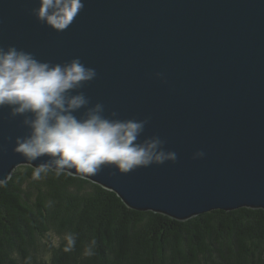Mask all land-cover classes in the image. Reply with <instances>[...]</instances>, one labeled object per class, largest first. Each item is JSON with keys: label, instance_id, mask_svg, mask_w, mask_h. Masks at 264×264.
Wrapping results in <instances>:
<instances>
[{"label": "water", "instance_id": "1", "mask_svg": "<svg viewBox=\"0 0 264 264\" xmlns=\"http://www.w3.org/2000/svg\"><path fill=\"white\" fill-rule=\"evenodd\" d=\"M83 3L73 23L56 31L32 14L39 0H0V46L52 63L79 57L97 72L78 90L87 107L99 102L105 116L147 117L137 142L159 136L163 150L177 155L128 173L105 166L83 178L131 208L178 220L215 209H264V0ZM26 116L0 107L6 182L18 166L49 160L30 162L14 151L16 138L30 132Z\"/></svg>", "mask_w": 264, "mask_h": 264}, {"label": "trees", "instance_id": "2", "mask_svg": "<svg viewBox=\"0 0 264 264\" xmlns=\"http://www.w3.org/2000/svg\"><path fill=\"white\" fill-rule=\"evenodd\" d=\"M33 167L18 166L0 187V264H264L263 208L178 220L131 208L73 174L33 180ZM66 232L77 237L71 252L63 251ZM93 237L95 255L86 257Z\"/></svg>", "mask_w": 264, "mask_h": 264}, {"label": "clouds", "instance_id": "3", "mask_svg": "<svg viewBox=\"0 0 264 264\" xmlns=\"http://www.w3.org/2000/svg\"><path fill=\"white\" fill-rule=\"evenodd\" d=\"M83 7V0H39L32 14L56 31H64ZM96 76V69L85 66L79 57L63 64L52 63L15 46H0V107L9 106L12 116L30 114L24 120L30 132L16 138L14 151L30 162L49 157L32 168L33 180L49 173L56 177L73 173L81 178L94 176L105 166L128 173L153 163L176 161L174 151L163 150L164 141L159 136L137 142L147 117L118 119L113 118L118 116L115 111L105 116L104 105L99 102L87 107L89 98L78 90ZM156 76L164 74L157 72ZM81 108L86 111L78 117L75 113ZM203 155L202 151L195 154ZM2 186H6V178H0ZM76 239L75 233L66 232L63 251L71 252ZM96 245L93 237L83 255H95Z\"/></svg>", "mask_w": 264, "mask_h": 264}, {"label": "rangeland", "instance_id": "4", "mask_svg": "<svg viewBox=\"0 0 264 264\" xmlns=\"http://www.w3.org/2000/svg\"><path fill=\"white\" fill-rule=\"evenodd\" d=\"M53 238H54L55 240H58V238H57L56 236H53Z\"/></svg>", "mask_w": 264, "mask_h": 264}]
</instances>
